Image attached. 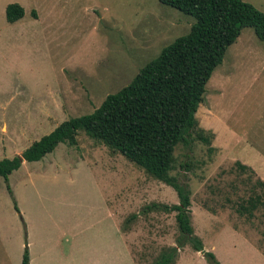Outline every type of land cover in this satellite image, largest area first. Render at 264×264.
<instances>
[{
	"label": "rangeland",
	"instance_id": "374dc122",
	"mask_svg": "<svg viewBox=\"0 0 264 264\" xmlns=\"http://www.w3.org/2000/svg\"><path fill=\"white\" fill-rule=\"evenodd\" d=\"M243 1L264 13V0ZM11 3L25 12L15 23ZM193 23L159 0H0V160L92 113ZM205 89L169 175L189 193L203 252L218 264H264V41L253 29ZM76 141L0 176V264H21L25 247L29 264H155L181 242L172 264H212L162 208L179 203L173 187L82 131ZM257 196L251 216L239 213Z\"/></svg>",
	"mask_w": 264,
	"mask_h": 264
},
{
	"label": "trees",
	"instance_id": "16d2710c",
	"mask_svg": "<svg viewBox=\"0 0 264 264\" xmlns=\"http://www.w3.org/2000/svg\"><path fill=\"white\" fill-rule=\"evenodd\" d=\"M159 2L192 17L194 23L189 32L164 47L155 59L137 72L130 83L107 95L92 113L60 123L20 156L0 160V176L7 181L23 161H39L60 143L76 145V135L82 131L120 153L150 177L173 187L179 203L162 208L176 212L180 233L188 237L196 252L203 253L212 264H218L212 253L203 252L202 243L193 236L189 193L169 172L174 167L175 148L180 144L187 148L191 145L192 132L197 126L195 114L204 100L206 84L222 63L226 50L245 28L253 29L256 37L264 41V13L243 0ZM24 13L19 4H8L5 8L6 21L15 23L23 18ZM196 138L206 146L211 145V138L206 137L203 130L197 133ZM183 167L187 170L186 164ZM238 168L242 171L249 169L244 165ZM256 185L264 193V181L258 179ZM259 204L258 196L249 198L246 206L240 204L239 213L251 216ZM183 243L170 254H161L155 264H172ZM21 264H29L27 247Z\"/></svg>",
	"mask_w": 264,
	"mask_h": 264
},
{
	"label": "crops",
	"instance_id": "0c3cea01",
	"mask_svg": "<svg viewBox=\"0 0 264 264\" xmlns=\"http://www.w3.org/2000/svg\"><path fill=\"white\" fill-rule=\"evenodd\" d=\"M108 208V207H107ZM112 209H113V200H112ZM112 209H110V211L112 210ZM108 210H109V208H108ZM109 212V211H108ZM112 214V213H111ZM30 263V262H29Z\"/></svg>",
	"mask_w": 264,
	"mask_h": 264
}]
</instances>
